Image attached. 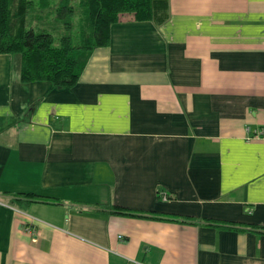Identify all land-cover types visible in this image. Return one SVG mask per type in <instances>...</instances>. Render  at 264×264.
<instances>
[{"label": "crops", "instance_id": "0c3cea01", "mask_svg": "<svg viewBox=\"0 0 264 264\" xmlns=\"http://www.w3.org/2000/svg\"><path fill=\"white\" fill-rule=\"evenodd\" d=\"M166 1L68 89L0 55V264H264V0Z\"/></svg>", "mask_w": 264, "mask_h": 264}, {"label": "trees", "instance_id": "16d2710c", "mask_svg": "<svg viewBox=\"0 0 264 264\" xmlns=\"http://www.w3.org/2000/svg\"><path fill=\"white\" fill-rule=\"evenodd\" d=\"M124 16L137 23L153 22L159 26L168 18V3L0 0V55L21 58L22 82H47L53 88L68 89L78 82L92 52L109 46L112 26ZM51 17L53 20L48 21ZM54 26L62 28L60 36H54ZM23 197L25 204L39 199L32 194Z\"/></svg>", "mask_w": 264, "mask_h": 264}, {"label": "rangeland", "instance_id": "374dc122", "mask_svg": "<svg viewBox=\"0 0 264 264\" xmlns=\"http://www.w3.org/2000/svg\"><path fill=\"white\" fill-rule=\"evenodd\" d=\"M35 13H36V11H34L33 14H35ZM32 16H34V15H32ZM49 20H53V17L48 18V21ZM38 25H40V24H38ZM61 32H62V28L54 26V29H53L54 36H60L62 34Z\"/></svg>", "mask_w": 264, "mask_h": 264}, {"label": "built area", "instance_id": "2783aa9c", "mask_svg": "<svg viewBox=\"0 0 264 264\" xmlns=\"http://www.w3.org/2000/svg\"><path fill=\"white\" fill-rule=\"evenodd\" d=\"M254 137H258V135L256 134V135L253 136V138H254ZM250 138H252V137H249L248 139H250Z\"/></svg>", "mask_w": 264, "mask_h": 264}]
</instances>
